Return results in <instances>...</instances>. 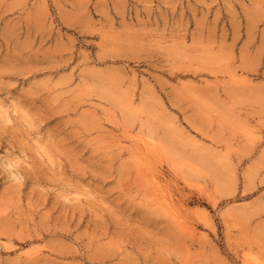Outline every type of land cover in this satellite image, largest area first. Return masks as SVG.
I'll return each instance as SVG.
<instances>
[{"label": "rangeland", "instance_id": "obj_1", "mask_svg": "<svg viewBox=\"0 0 264 264\" xmlns=\"http://www.w3.org/2000/svg\"><path fill=\"white\" fill-rule=\"evenodd\" d=\"M0 264H264V0H0Z\"/></svg>", "mask_w": 264, "mask_h": 264}, {"label": "bare ground", "instance_id": "obj_2", "mask_svg": "<svg viewBox=\"0 0 264 264\" xmlns=\"http://www.w3.org/2000/svg\"><path fill=\"white\" fill-rule=\"evenodd\" d=\"M202 107H204V106H202ZM209 107V106H208ZM205 108H207V106L205 107ZM209 109V108H208ZM221 174V173H220Z\"/></svg>", "mask_w": 264, "mask_h": 264}]
</instances>
